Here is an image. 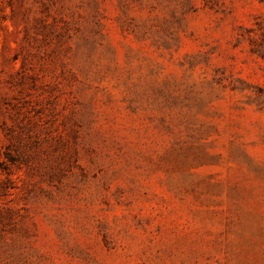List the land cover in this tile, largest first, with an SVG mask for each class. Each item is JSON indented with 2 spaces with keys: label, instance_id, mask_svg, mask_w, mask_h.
<instances>
[{
  "label": "rangeland",
  "instance_id": "1",
  "mask_svg": "<svg viewBox=\"0 0 264 264\" xmlns=\"http://www.w3.org/2000/svg\"><path fill=\"white\" fill-rule=\"evenodd\" d=\"M0 264H264V0H0Z\"/></svg>",
  "mask_w": 264,
  "mask_h": 264
}]
</instances>
